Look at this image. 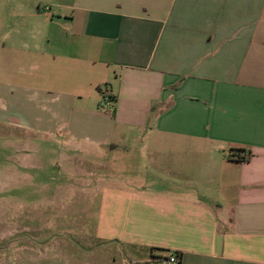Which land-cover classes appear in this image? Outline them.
<instances>
[{
    "label": "crops",
    "instance_id": "1",
    "mask_svg": "<svg viewBox=\"0 0 264 264\" xmlns=\"http://www.w3.org/2000/svg\"><path fill=\"white\" fill-rule=\"evenodd\" d=\"M35 132L76 177L56 196L94 194L86 264H264V0H0V134L30 170Z\"/></svg>",
    "mask_w": 264,
    "mask_h": 264
},
{
    "label": "rangeland",
    "instance_id": "2",
    "mask_svg": "<svg viewBox=\"0 0 264 264\" xmlns=\"http://www.w3.org/2000/svg\"><path fill=\"white\" fill-rule=\"evenodd\" d=\"M17 135L24 140V131ZM33 137L34 168L30 170L17 161L21 150L8 146L0 134V264H75L78 254L83 256L81 264H86L84 256L104 250L95 244L90 213L86 212L94 194L87 191L80 197L74 193L63 201L56 196L55 188L77 183L76 177L64 172L59 161L61 150L54 146L55 135L35 132ZM26 155L27 150L22 156ZM11 168L20 174L5 189Z\"/></svg>",
    "mask_w": 264,
    "mask_h": 264
},
{
    "label": "built area",
    "instance_id": "3",
    "mask_svg": "<svg viewBox=\"0 0 264 264\" xmlns=\"http://www.w3.org/2000/svg\"><path fill=\"white\" fill-rule=\"evenodd\" d=\"M46 10L48 8H45ZM114 103L115 101L111 99V96L110 94L106 91V90H103L101 92V103H100V109L101 110H110L111 108L114 107ZM168 264H178L179 263V260L177 258L176 255H172L168 261H167Z\"/></svg>",
    "mask_w": 264,
    "mask_h": 264
},
{
    "label": "trees",
    "instance_id": "4",
    "mask_svg": "<svg viewBox=\"0 0 264 264\" xmlns=\"http://www.w3.org/2000/svg\"><path fill=\"white\" fill-rule=\"evenodd\" d=\"M111 99L115 101V98L111 97ZM233 151H236L237 153H243V152H245L244 150H233ZM238 156H239V155H238ZM231 157H232V156H231ZM238 159H240V158H238ZM178 258H179V257H178Z\"/></svg>",
    "mask_w": 264,
    "mask_h": 264
}]
</instances>
